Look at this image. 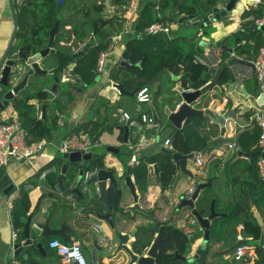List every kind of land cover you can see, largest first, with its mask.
<instances>
[{
  "label": "crops",
  "instance_id": "crops-1",
  "mask_svg": "<svg viewBox=\"0 0 264 264\" xmlns=\"http://www.w3.org/2000/svg\"><path fill=\"white\" fill-rule=\"evenodd\" d=\"M108 2L112 3L110 0ZM140 2L141 0H130L129 5H127L126 7H118L112 4L111 10H106L107 12L117 14L121 17V20H118L120 22L119 27L121 31L118 35L114 36L113 43L106 52L108 53L106 70L105 72L99 74L101 75V78L98 88L90 90L96 82L92 86L86 87L79 84V82L76 83L78 78L74 77V74H72V72L70 75L67 74L68 71H73V63L69 64L68 66H63L62 61L55 54L49 55L41 63L42 66L43 63H46V65L43 67L47 70L52 67L55 68L58 66L61 68L63 66L61 71H63L62 74L65 75L64 81H67L71 78L70 81H72V84H69V86H66V88H62V86L59 85L57 92L60 95L63 90L68 89L70 92H72V95L75 96V100L69 104L70 108L68 109V111L60 114L57 132L54 134L53 139H50V143L45 140L43 149L41 151H39L34 157L30 159L24 160L12 158L7 165H0V193L1 190L7 185L11 183L15 184L14 189H12V191L8 195L0 194V260L6 262L13 260L14 264H67L63 259H61L62 257L56 254V252L49 247L50 240L54 238H58L63 242H65L64 238H67L68 242L65 243L69 244L79 242L82 245L84 253L87 254L90 264H92L91 249L96 245L103 246L107 252H112L116 248L118 240L114 235L111 227L105 221L100 220L95 215L87 214L86 209L85 211L81 210V215H79L77 213V209L80 208L79 206L74 208H67L64 202L58 200L55 197L49 196L42 198L39 207L36 208L38 200L40 199V196L42 194H50L59 189L58 183L54 184L53 181L49 180L48 178V180H41L39 178V172L44 167L51 165L52 161L55 158L60 156L63 157L64 153L60 151L61 142L63 141V139L70 137H66L67 133L71 132L81 123H85L89 120L92 114V107L96 100H98L99 98H104L109 102L106 108L103 107L101 109L100 114H104L106 109L108 108L111 121L113 123L123 125L124 129H121L119 126L113 127V130L104 132L96 141H93V139H91L89 135L84 132H81L80 134L74 133L71 136L84 135L89 138L92 145L97 144L95 147H93V151L100 153L102 156H105L110 163L118 166L122 172L125 169L127 170V166H129L130 168H134L135 166H138L142 160H147L149 159V157L157 155L160 152L162 146H164V141L166 139H171V143L173 144L175 150L185 151L189 147L191 148L190 150H196L201 146L204 139L207 141H213L220 136L221 130L218 125H210L208 126L209 128H185L186 132L184 131V136H180L178 135L180 132H178L177 130L160 132L157 128L150 130L144 128L141 129L132 126L129 121L121 119L120 111H129L134 119H137L139 116L137 112L131 111L126 107L124 109H121L116 103H114L115 98L118 102L122 100L121 96L125 95L129 98H133V101H130L131 105H133V102L135 103V105H137L135 96L121 94L119 90L114 87V84H124V82H120L116 77L117 75L121 77L122 65H133L129 61H126L124 57V51L126 49L127 43L125 44L122 42V33L123 31H133V24L138 17ZM258 3H260V0H239L234 11L231 14L217 20V22L213 24L217 28V32L214 34L213 41L221 40L222 42H225L223 44L232 46L229 44L231 40L226 39V37L232 35L237 31H240L245 23L253 19L252 16L245 18L244 12L251 6ZM1 13H3L6 18V24L8 28L7 38L9 40L14 33L11 0H0V14ZM178 24H182L184 26H186L185 24H187L188 26L192 25L198 27L197 29H199L201 22L192 23L189 20L188 23L178 22L177 24L168 25L169 27H171L169 40L177 37H184L187 40L193 38L195 41L196 37H198L196 32H188V30L186 29L184 31H176L178 28ZM71 28V25H66L65 27L66 30H71ZM60 31L65 32L64 30H61V28ZM58 36L62 35L58 34L57 38ZM74 38L75 36L72 35L70 41H68L67 38L62 39L60 41L61 46L72 48L74 50ZM245 42H247L246 39L242 42L241 45H244ZM195 43L197 48L198 43L196 41ZM17 44L18 40L16 37L15 46ZM202 51L204 54H206L205 57L208 59L209 63L215 62V55L213 52L208 51L206 48H202ZM221 51V48H218L216 50V52L219 54L221 53ZM239 58L244 59V57L241 56H239ZM253 58L254 57H251L246 60L253 61L255 59ZM141 65L142 62H138L135 64V66L138 68ZM201 66L203 67V65ZM202 67H195L196 75L199 74L200 76L201 74L206 72L208 64H206L205 67ZM237 71L240 73L238 79H231L229 75H225L223 86L219 88L215 87V89L210 92L211 95H209L207 98H210V103L214 99H219L221 101L226 100L228 101V103L234 101L235 106L241 103L246 106L244 109L247 110L240 112V130L236 132L235 127L230 126L225 133L226 138H233L235 141L208 145L203 151L199 152L198 155H201L203 159V165L199 167L196 164V159L189 161L184 171L192 172L194 175L193 179L190 181L187 178H181L175 188L172 187L175 175L173 176L170 185L164 190L162 186L155 184L156 176L153 170L154 163H150L149 169L151 176L148 190L146 194H142L141 188L136 181L134 173L130 172L132 180L136 185L137 193L140 197V204L148 209H155V217H149L139 213H136L135 217H131L130 213H127L126 216L119 215L116 217V221L121 218H124L126 220H130V218L133 219V221L130 220V222L126 226L124 225L121 228V231L132 232L134 228L141 227V224L151 226L155 222H159L161 226L168 225L170 222H173V226L180 228L188 238L192 239L193 237H196L195 241L192 244V251L189 256H187L192 257L201 243L204 241L205 229L200 226L194 216L190 215L191 212L189 209H182L178 211L179 196L182 194L186 195L189 188L193 185L197 186L203 182L210 184V182H208L209 179H213V181L218 179L217 184L215 183L207 187H211L210 191H212V194L220 198L219 206L216 207L215 203H212L214 204L215 211L219 215L212 220L211 228L213 222L216 219L218 220L219 227L222 224H225L228 218L227 213H225L227 211L225 210L238 207L239 204L245 201L244 197L239 195V183H235V181H242L249 175L250 171L245 168V161L250 160L251 156L249 153H246L240 149V147L238 146V137L243 130L250 127L253 119V117L248 118L245 112H248L250 110L253 113V116H255L262 110V107L259 106L257 101L254 100V97L262 91L260 86L256 82L251 66L239 64L237 66ZM127 73H129V70L127 71ZM179 73L183 74L184 72L181 70ZM133 77L136 78V74L133 75ZM45 78L46 81L44 83H40L37 87V90L39 88H42L43 90L52 88L55 83L54 76L52 74H46ZM211 78L212 80L215 78V73ZM158 83H161V93L170 92V90L175 86V83L172 81L169 74H163L158 80H156L154 84L149 85L154 90V92L157 90ZM124 88L127 91H134L138 89H126L125 84ZM109 90H115L117 91V94L109 95L107 93V91ZM73 91H75L76 95ZM46 100L39 101L35 99L33 101L38 109L39 118L42 117L44 106H46L45 103L48 101H53V99L51 98H48L47 101ZM222 106L223 105L220 104L217 111H220ZM110 107H114L115 110L112 112L109 109ZM142 108H146L145 111L150 112L149 106L147 104L142 105ZM12 117L19 118L17 110L13 103H11L9 107L4 111V113L0 115V121H6L8 119H11ZM125 126L129 127L127 136L125 135ZM142 136H146L147 138H154V140L151 141L150 144L145 146L143 149L137 150L135 149L136 145L140 141ZM229 143H234V147H229ZM108 146H114L118 148L119 152L116 153L108 151ZM100 148L102 149L100 150ZM239 151L243 153H239ZM134 154H138L140 162L135 166H130L129 161ZM66 162L67 160L65 159L63 164ZM63 164H61L60 166H58V164L56 163L54 164V166H56L57 168V171L56 173L51 174L52 177H56L61 174ZM207 188H205L199 194L197 200L195 201V204L199 200V197L207 190ZM17 191L19 196L14 200L13 207L10 209L8 206L9 197L11 194ZM23 193H27L29 195L31 207L27 216L23 217L22 219L18 218V223L21 222V224H16L14 213L19 206L18 204ZM121 204L122 210H125L127 206L134 204L131 192L125 185H123V198ZM250 204L255 216H259V218L263 222L262 225H264L263 215L261 214L259 209L254 205L252 200L250 201ZM99 209L102 210V212L105 210L102 206H99ZM240 212L241 216L244 215V210H240ZM47 213L49 214L47 215ZM29 215H33L31 224L33 232L37 236H40L42 234L43 229L41 228V226L45 224L47 220L49 221V226L51 229H59L61 228L63 223H66V225L69 227V229L65 231V237L59 234H54L46 237L43 242V247L41 249L35 248L33 250L31 256L35 263L25 260L22 256H17L14 258L9 257L11 246L14 242L13 234L14 232L18 234V241L24 240L25 223L27 222ZM240 218L241 217L239 215H235V220H239ZM95 223H101L103 230L100 232H96L93 229ZM189 223H191L194 230L192 235H188V233H186L183 228L184 224ZM211 228L210 233L213 236L210 237L207 243V248L202 254L203 256L207 251L209 252L207 254L208 264H238L240 261H243V263H254L257 257V252L256 247L251 244H248L251 246V250L254 251V255H252L251 257H246L243 260H235L232 256V252L234 250L233 246L238 243V240H244V236L242 234L244 224L243 222H241V220L237 225V241H233L231 239L220 240L211 232ZM158 231L156 232L155 236L157 235ZM196 234H198V236ZM228 238L231 237L228 236ZM132 243L133 241H130L131 245ZM102 260L103 255L100 251L98 253V263L103 264ZM125 262V259L117 260V264H125ZM195 262H198V259Z\"/></svg>",
  "mask_w": 264,
  "mask_h": 264
},
{
  "label": "trees",
  "instance_id": "trees-1",
  "mask_svg": "<svg viewBox=\"0 0 264 264\" xmlns=\"http://www.w3.org/2000/svg\"><path fill=\"white\" fill-rule=\"evenodd\" d=\"M106 1L27 0L26 3L31 2V4L18 14L19 27L16 33L18 44L14 47V50L17 51L19 47L26 46V51L34 52L35 45H38L40 48H45L49 43L50 30L53 28L55 22L60 20V28L65 31L64 34L68 35V41L71 40L72 35L75 36L73 41L75 49L61 46L60 41L66 38L58 36L56 44L58 53L55 55L60 58L63 66H68L73 63V70L75 71L74 77L78 78L76 83L79 82V84L85 87L92 86L99 76L97 64L101 52L108 51L113 43L114 36L118 35L121 31L119 27L120 22L112 15L109 16L104 13L107 10ZM110 1L118 7H126L130 2V0H122L121 2H115V0ZM229 1L141 0L138 17L133 24V31H135L136 35H143L145 34L146 28L154 23L161 22L165 26L177 24L183 16L188 18L186 21L193 18L203 19L212 12L214 2L217 6H225ZM263 12V2L251 6L244 12V16L245 18L252 16L253 19L245 23L240 31L226 37V39L231 40L229 44L232 45L230 47L235 48L234 52L236 55L244 57L245 60L251 57L255 58L260 47L264 44L262 32L259 31L255 24V20L262 16ZM66 25H71V30H66ZM216 31L217 28L212 24L203 31L197 29L195 32L197 36L209 38L213 41ZM92 33L94 34L93 37H91ZM86 39V45L78 48L79 43L84 42ZM245 39L247 42L241 45ZM223 43L225 42L223 41ZM197 55L199 54L193 38L187 40L184 37H177L168 42L165 40L154 42L136 37L127 42L124 51L126 61H129L133 65H122L121 77L118 75L116 77L120 82H124L126 89H135L140 86L154 84L163 74H168V70L176 74H180L179 72L182 70L184 72V78L182 80L183 86L198 89L212 80L211 77L213 75L207 72H204L200 76L199 74H195V67H202L201 65L194 64V58ZM219 55L223 60L230 57L223 50ZM138 62H142L139 68L135 66ZM128 70L129 73H127ZM135 74L136 78L133 77ZM23 94V97L16 99L15 107L19 120L26 130L28 142H45L47 137L53 139L54 134L58 130L60 114L68 111L70 108L69 104L75 100V96L68 89L63 90L59 97L55 99L51 98L42 88L36 92L25 91ZM48 98L53 99V101L45 103V113H42V117L39 118L37 114L38 109L33 101L35 99L39 101L48 100ZM108 104L109 102L104 98L96 100L92 107V114L89 120L75 127L71 132L67 133L66 137L74 133L80 134L84 132L93 141H96L104 132L113 130V127L119 126L121 129H124L123 125L111 121L108 108L104 114H100L101 109L103 107L106 108ZM109 109L112 112L115 110L114 107H110ZM245 113L248 118L253 117V113L250 110ZM261 134L262 127L256 119H252L250 127L239 134L238 146L251 156L250 160L245 161V168L250 171L249 175L242 181H235V183H239V195L244 197L245 201L239 204L238 207L225 210L227 211L225 213L228 215L225 224L219 227L218 220L216 219L211 228V232L220 240L231 239L237 241V225L241 220L244 224V228L242 229L244 240H238V243L233 246V249L239 245H248L251 241L259 240L262 229L264 228V225L255 216L250 204L252 200L264 219V178L259 167V160L262 153L258 145ZM178 135L184 136L182 132ZM64 161L65 158L60 156L55 158L51 165L56 163L60 166ZM154 162H158L161 169L163 190L170 185L175 174L176 167L171 162V156L161 152L155 156L154 161L147 159L142 160L134 168L127 166L126 173L129 175L130 172L134 173L142 194H146L148 190L151 176L149 164ZM76 173L77 167L72 166L67 173L69 181L64 184V189L70 187L71 182L76 177ZM48 179L53 181L54 184L58 183L54 176L49 175ZM212 181L213 179L208 180L210 183ZM210 189L211 187L207 188L195 205L198 212L204 217H208L211 214L212 203H215L216 207L220 205V198L212 194ZM18 205L14 213V219L16 224H21V222L18 223V218L22 219L27 216L31 207L30 198L27 193L21 195ZM65 205L67 208H70L68 204L65 203ZM240 210H244V215L241 216ZM235 215H239L241 218L235 220ZM159 227V222H155L151 226L146 225L138 228L136 240L132 244L135 252H145V249L152 244ZM196 235L198 236V234ZM228 236L231 238H228ZM195 238H188L176 226H167L165 228V238L157 258V264H187L175 257V251L177 250L180 255L189 256ZM256 252L257 257L254 263L244 262L243 264H264V248L257 246ZM208 253L207 251L206 254L198 259L199 264H208Z\"/></svg>",
  "mask_w": 264,
  "mask_h": 264
},
{
  "label": "water",
  "instance_id": "water-1",
  "mask_svg": "<svg viewBox=\"0 0 264 264\" xmlns=\"http://www.w3.org/2000/svg\"><path fill=\"white\" fill-rule=\"evenodd\" d=\"M121 1L122 0H115V2ZM11 2L14 33L9 40L7 38L8 28L5 15L3 13L0 14V115L4 113L11 103L15 105L16 99L23 97V93L25 91L36 92L39 84L46 81V74H52L54 76L55 83L51 89L55 91L58 90L59 84L66 82L64 81L65 75L62 74L63 71H58V66L47 70L43 67L46 63H43V66L41 65V63L49 55L58 53L56 49L57 35H62L65 38L68 37L67 34L60 31V20L56 21L53 28L50 30L49 43L45 48H40L38 45H35V51L28 52L26 51V46H21L17 51H15L14 47L16 33L18 30V14L29 6L31 2H27L19 7H16L12 0ZM238 2L239 0H230L224 7L217 6L214 2L212 12L200 21V31H203L208 26L214 24L217 20L231 14ZM104 13L107 15L112 14L107 11ZM112 16L119 21L121 20V17L117 14H112ZM187 19L188 18L186 16H183L180 18L179 23H183ZM258 29L259 31L264 30L261 26L258 27ZM136 37L139 39L152 40L154 42L162 40L168 42L170 34L167 32H159L154 35H136L135 31H123L122 42L126 44L129 40ZM195 41L198 43L196 48L198 54L204 55V57L206 56V54L203 53L202 48H206L208 51L214 53L216 63H208L206 72L210 75H214L215 73V78L207 82L201 88H186L183 86L182 82L184 74H174L171 70H168V74L171 76L175 86L170 90V92L161 93V83H158L157 90L154 92L153 98L149 103H147V105L149 106L156 128L160 132L177 130L178 132L185 134V128H209L208 126L210 125H218L220 127L221 134L213 141H207L204 139L201 146L196 150H190L191 148L189 147L185 151H180L162 146L160 152L171 156V162L176 167L175 176L173 175V188L177 186L181 178H187L190 181L193 179V176L189 174L188 171H184L186 169V165L189 161L196 159L198 153L203 151L208 145L235 141L233 138H226L225 133L230 126L235 127L236 132L240 130V112L247 110L244 109L246 106L242 103L235 106L234 101L228 103L226 100L221 101L219 99H214L210 103V98H207L211 95L210 92L214 90L215 87L219 88L223 86L225 75H229L231 79H238L240 73L237 71V66L239 64L251 66L253 70L255 68L253 61L239 58V56L234 52L235 48L223 44L221 40L212 41L209 38L198 36ZM218 48L227 52L230 57L223 60L219 53L216 52ZM61 74L62 76H59ZM72 74H75L74 70L72 71ZM67 83L72 84V81L67 80ZM114 87L119 90L121 94L135 96L136 90H125L123 83L114 84ZM254 100L257 101L259 106H264V94L262 92L255 96ZM206 102L208 103L204 106ZM220 104L223 106L220 111H217ZM43 113H45V106ZM262 115L264 116V110L262 111ZM253 119H256V115L253 116ZM3 123H5V121H0V124ZM125 130V135L127 136L129 127L125 126ZM46 141L48 143L51 142L49 137H47ZM107 150L110 152H119L118 148L114 146H108ZM239 153L243 152L239 151ZM262 155L264 156V152ZM155 156L156 155L149 157V159L154 161ZM63 157L67 160V162L63 164L61 174L55 177L57 179L59 189L50 194H42L38 200L36 208L39 207L42 198L46 196L55 197L64 202L62 196L72 195L76 200L74 203H71L66 199V204H68L70 208L79 206L82 211H85L86 209L87 214L95 215L100 220L105 221L113 230L114 235L118 240V244L112 252H107L103 246L99 245L92 248V264H100L98 263V253L100 251L103 255V264H117L118 259H125V264H157L160 248L165 238V228L173 225V222L159 227V231L152 244L145 249L144 253L135 252L133 245L130 244V241L134 242L136 240L138 227L134 228L132 232H123L121 231V228L124 225L126 226L130 220L133 221V219L130 218V220H126L121 218L116 221V217L119 215L126 216L127 213H130L131 217H135L136 213L149 217H155V209H148L140 204V197L137 193L136 185L133 182L131 175L126 173V169L122 172L118 166L110 163L105 156L94 152L93 149L88 152L82 150L65 152ZM72 166L77 167L76 177L71 182L70 187L64 189V184L69 181L67 173ZM153 170L156 176L155 184L162 186V175L158 162H154ZM215 183H218V179L214 180L210 184L205 182L200 183L197 185V189L191 197L184 194L179 196L178 211L182 209H189L191 212L190 215L194 216L200 226L205 229L204 241L192 257L180 255L177 250L175 251V257L187 262V264H193L202 256L207 248V243L210 237L213 236L210 233L211 222L219 215L214 209V204H212L211 207V214L208 217H204L196 209L195 201L205 188ZM123 185L130 190L134 200V204L127 206L125 210L121 209ZM14 187L15 184L11 183L2 189L0 194L8 195ZM63 192H68L69 194L63 195ZM99 206H102L105 210L102 212V210L99 209ZM48 214L49 213H47V215ZM32 216L33 215H29L27 222L25 223L24 240H16L12 243L11 252L9 254L10 258L22 256L25 260L35 263L31 256L33 250L35 248L41 249L46 237L54 234H59L65 237V231L69 229L66 223H63L59 229H51L49 221L47 220L46 223L41 226L43 229L42 234L37 236L32 229ZM257 218L260 223L263 224L259 216H257ZM141 225L146 226V224ZM64 241L68 242L67 238H64ZM250 244L255 247L261 246L264 248V228L262 229L260 239L251 241ZM13 263V260L8 262L0 260V264ZM238 264H243V261H240Z\"/></svg>",
  "mask_w": 264,
  "mask_h": 264
},
{
  "label": "built area",
  "instance_id": "built-area-1",
  "mask_svg": "<svg viewBox=\"0 0 264 264\" xmlns=\"http://www.w3.org/2000/svg\"><path fill=\"white\" fill-rule=\"evenodd\" d=\"M16 7L22 6L26 3L27 0H12ZM260 2L264 3V0H260ZM200 18H193L190 21L192 23L200 22ZM255 24L257 27L264 28V12L262 16L255 20ZM159 32H171V27L165 26L161 22H157L152 24L151 26L146 28L145 34H157ZM264 39V30L261 31ZM93 37L94 34L92 33ZM87 39L79 43V47L81 48L86 45ZM77 48V49H78ZM76 49V50H77ZM108 53L101 52L99 61L97 64V71L99 74L105 72L106 63H107ZM209 61L206 57L197 55L194 58V64L205 66ZM216 63V61L214 62ZM255 68L253 70V74L255 76L257 84L260 86L262 93L264 94V44L260 47L257 56L253 60ZM45 91L51 96V98L55 99L59 97V93L51 88L45 89ZM154 96V90L148 86H140L135 93L136 103L139 105V110L142 109V105L147 104L151 101ZM264 110V106H262V110L257 113L256 120L262 127V134L259 139V147L261 148V153L264 152V116L262 115V111ZM39 112H37L38 114ZM120 116L122 120L129 121L130 124L134 127L144 128V129H155L156 125L154 119L152 117L151 112L141 110L137 119H134L132 114L129 111H120ZM154 138H147L146 136H142L140 141L137 143V150L143 149L145 146L150 144ZM97 145V144H96ZM96 145H92L89 138L84 135H73L63 139L60 144V151L62 153L72 152L77 150H82L88 152L93 149ZM234 143H229V147H234ZM44 142H35L29 143L26 130L22 125L21 121L17 117H12L5 121V123L0 124V165H7L12 158L17 159H30L34 157L39 151L43 149ZM164 146L169 149H174L173 144L171 143V139H166L164 141ZM140 162L138 154H134L129 164L130 166H135ZM196 164L201 167L203 165V159L201 155H197ZM259 167L262 172V176L264 178V156L262 155L259 160ZM57 168L54 165L49 167H44L39 174V178L41 180H46L49 175L56 173ZM197 186L193 185L189 188L187 192V196L191 197L196 191ZM19 196L18 191L11 194L8 200V206L11 209L13 207L14 200ZM65 198L74 203L76 200L72 195H66ZM197 200V198H196ZM76 207V206H75ZM77 213L81 215V209H77ZM81 217V216H80ZM183 228L188 235L193 234V227L191 223L184 224ZM93 229L96 232H100L103 230L101 223H95ZM13 239L16 241L18 239V234L14 232ZM49 247L53 249L58 255L62 257V259L67 264H90L83 249L82 245L79 242L74 243H65L58 238L51 239L49 242ZM254 255V251L251 250V246L247 244L239 245L236 249L233 250L232 256L235 260H243L246 257H251ZM14 264V263H13ZM193 264H199L198 262H194Z\"/></svg>",
  "mask_w": 264,
  "mask_h": 264
},
{
  "label": "rangeland",
  "instance_id": "rangeland-1",
  "mask_svg": "<svg viewBox=\"0 0 264 264\" xmlns=\"http://www.w3.org/2000/svg\"><path fill=\"white\" fill-rule=\"evenodd\" d=\"M109 0H107L106 1V9L107 10H111V5L113 4V3H110V2H108ZM254 1V0H253ZM256 1V0H255ZM259 1V0H258ZM116 12V11H115ZM184 23H188V21H185ZM182 24H178V28H177V30L176 31H180V30H182V31H184L185 29L186 30H188V32H195L196 30H197V28L198 27H196V26H192V25H187V24H185L186 26H184V25H182ZM71 72H72V70L71 71H68L67 72V74L68 75H70L71 74ZM100 78H101V75H99L98 77H97V80H96V83L92 86V88L90 89V90H93V89H95V88H98V86H99V84H100ZM62 86V88L64 87V88H66V86H68V84H65L64 83V85H61ZM70 90H71V88H70ZM74 92V94L76 95V93H75V91H73ZM107 93L109 94V95H114V94H117V91H115V90H109V91H107ZM122 97V100H120V101H116L117 99L115 98V100H114V103H116L117 105H118V107L119 108H121V109H124L125 107L127 108V109H129V110H131V111H134V112H137V114H139L140 112H141V110H145V109H141V110H139L138 108H139V105L137 104V105H135V103L133 102V105H131L130 104V101H133V98H129V97H127V96H125V95H122L121 96ZM102 148H100V150H101ZM66 194H69L68 192H63V195H66ZM60 195V194H59ZM62 198H63V201L66 203L67 201H66V198H65V196H62ZM86 255V257H87V259L89 260V258H88V256H87V254H85Z\"/></svg>",
  "mask_w": 264,
  "mask_h": 264
},
{
  "label": "flooded vegetation",
  "instance_id": "flooded-vegetation-1",
  "mask_svg": "<svg viewBox=\"0 0 264 264\" xmlns=\"http://www.w3.org/2000/svg\"><path fill=\"white\" fill-rule=\"evenodd\" d=\"M60 70H61V68L59 67V69H58V71L60 72ZM59 76H62V74L61 75H59ZM69 79V78H68ZM69 80H71V78L69 79ZM64 83H67V81L66 82H62L61 84H59V85H63ZM189 172V171H188ZM189 174H191L193 177H194V175H193V173L192 172H189Z\"/></svg>",
  "mask_w": 264,
  "mask_h": 264
}]
</instances>
